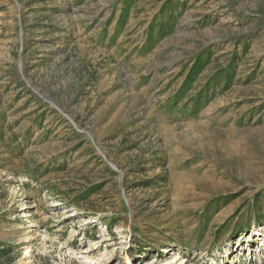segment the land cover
<instances>
[{
    "label": "rangeland",
    "instance_id": "rangeland-1",
    "mask_svg": "<svg viewBox=\"0 0 264 264\" xmlns=\"http://www.w3.org/2000/svg\"><path fill=\"white\" fill-rule=\"evenodd\" d=\"M0 264H264V0H0Z\"/></svg>",
    "mask_w": 264,
    "mask_h": 264
},
{
    "label": "trees",
    "instance_id": "trees-1",
    "mask_svg": "<svg viewBox=\"0 0 264 264\" xmlns=\"http://www.w3.org/2000/svg\"><path fill=\"white\" fill-rule=\"evenodd\" d=\"M2 251L0 250V253H1Z\"/></svg>",
    "mask_w": 264,
    "mask_h": 264
}]
</instances>
